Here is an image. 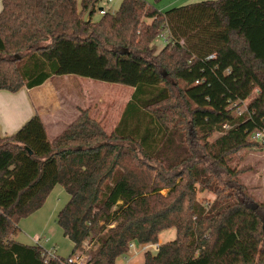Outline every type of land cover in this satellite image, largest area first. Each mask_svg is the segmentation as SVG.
<instances>
[{
  "label": "trees",
  "instance_id": "1",
  "mask_svg": "<svg viewBox=\"0 0 264 264\" xmlns=\"http://www.w3.org/2000/svg\"><path fill=\"white\" fill-rule=\"evenodd\" d=\"M0 1V90L62 74L133 88L110 134L82 110L51 140L37 114L0 135V264L64 260L15 240L19 221L57 184L68 199L56 223L86 264H114L130 242L158 244L143 264L193 263L242 211L257 219L264 252V203L230 165L257 144L250 133L264 130V0H201L162 12L121 0L114 12L99 8L96 20L100 0H81L80 9L77 0ZM163 32L168 42L157 49ZM204 191L213 200L198 199ZM169 228L175 237L158 243ZM234 256L230 264H264Z\"/></svg>",
  "mask_w": 264,
  "mask_h": 264
},
{
  "label": "crops",
  "instance_id": "2",
  "mask_svg": "<svg viewBox=\"0 0 264 264\" xmlns=\"http://www.w3.org/2000/svg\"><path fill=\"white\" fill-rule=\"evenodd\" d=\"M107 2H116V11L121 0H107ZM192 2L194 1L161 0L151 4L162 12ZM1 7L0 1V10ZM122 86L74 74H62L52 75L40 85L29 88L23 86L14 92L1 89L0 135L13 134L30 117L37 114L44 122L46 133L51 140L72 123L82 110H86L89 117L98 122L107 134H110L133 92L132 87L123 88ZM67 199L68 195L63 187L55 185L42 207L19 221V231L15 240L25 245H39L45 252L54 253L60 257L70 255L73 243L63 235L56 223V215ZM240 213L232 214L230 218L239 216ZM223 231H220L218 235L219 242H222L227 232ZM230 240H226L229 246H231L229 243H232ZM212 246L213 244L203 258L188 264H209L211 261H208L209 255L213 253ZM129 252L122 257L127 258L130 262L133 257L138 255H131ZM214 261V264H219V260Z\"/></svg>",
  "mask_w": 264,
  "mask_h": 264
},
{
  "label": "rangeland",
  "instance_id": "3",
  "mask_svg": "<svg viewBox=\"0 0 264 264\" xmlns=\"http://www.w3.org/2000/svg\"><path fill=\"white\" fill-rule=\"evenodd\" d=\"M81 0H77L78 9L81 8ZM113 1V0H112ZM149 4L157 3L153 0H146ZM161 1V0H160ZM194 2L201 0H191ZM159 2V1H158ZM99 8H104L109 11H115L116 2L108 3L107 0H100L96 6L95 13L91 16L92 20H96L100 17ZM164 33V32H163ZM165 34V33H164ZM157 49H160L164 42L161 37H157L154 41ZM123 88H128L127 86H122ZM247 103V100L245 101ZM245 106H240V110H244ZM231 167L238 170V175L236 176L237 181L241 186H243L244 191L255 201L259 203H264V147L258 144H252L248 148H244L231 156ZM163 193L166 190H162ZM198 199H205L206 201H211L214 198V194L210 191H204L203 193L197 194ZM224 231H229L231 235V246L228 245L226 240L222 239V242L217 240L213 243L211 250H213L209 255V264H214V260H219V264H230L229 254L233 253L236 257V252H240L246 260L255 261L264 258V252L260 251L261 243L254 237V232L259 229V223L257 219L247 212H241L239 216H234L229 218L227 224L225 225ZM223 231V232H224ZM175 237V229L169 228L160 232L158 236V243H163L165 241L172 240ZM221 240V239H220ZM152 252H155L151 248ZM134 250H130L129 254H133ZM144 254V253H143ZM142 252L136 254L137 257H133L130 262L126 261L122 256L116 261L118 264H143ZM237 258V257H236ZM238 260V259H237ZM213 261V262H212ZM239 263V262H238ZM237 263V264H238Z\"/></svg>",
  "mask_w": 264,
  "mask_h": 264
},
{
  "label": "built area",
  "instance_id": "4",
  "mask_svg": "<svg viewBox=\"0 0 264 264\" xmlns=\"http://www.w3.org/2000/svg\"><path fill=\"white\" fill-rule=\"evenodd\" d=\"M110 1V0H108ZM106 10V9H104ZM103 9L99 10L100 14L104 13ZM159 37L162 38L164 44L168 42V38H167V34L165 33H161L159 35ZM212 57V56H210ZM197 82V81H196ZM245 106L246 108V103L245 100L241 102V106ZM240 108V107H239ZM239 108H237L238 113H241L242 110H240ZM249 139L255 143H257L258 145H260L261 147H264V130H255L252 131L249 135ZM151 248H153L155 251L158 248V244L155 243H145V244H136L134 242H130L128 244V251L130 250H134L133 255H136L139 252H142V254L146 251H151ZM47 256L53 257V258H58L60 256H57L54 253H48L46 252ZM64 258V260L61 261V264H86V260L87 257L81 253V252H75V253H71L70 255L66 256V257H62ZM126 261L128 262V259L126 258ZM127 262L125 264H127ZM114 264H117L116 262Z\"/></svg>",
  "mask_w": 264,
  "mask_h": 264
},
{
  "label": "water",
  "instance_id": "5",
  "mask_svg": "<svg viewBox=\"0 0 264 264\" xmlns=\"http://www.w3.org/2000/svg\"><path fill=\"white\" fill-rule=\"evenodd\" d=\"M84 20L86 19V15L84 16V18H83Z\"/></svg>",
  "mask_w": 264,
  "mask_h": 264
}]
</instances>
